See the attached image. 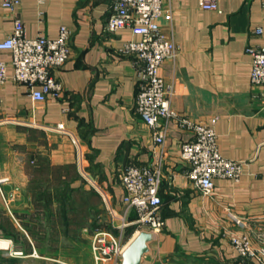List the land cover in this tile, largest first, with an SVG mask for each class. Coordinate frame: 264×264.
<instances>
[{
    "label": "crops",
    "instance_id": "1",
    "mask_svg": "<svg viewBox=\"0 0 264 264\" xmlns=\"http://www.w3.org/2000/svg\"><path fill=\"white\" fill-rule=\"evenodd\" d=\"M113 1L21 0L17 15L28 37L55 38L62 25L73 35L70 59L53 71L64 86L59 99L36 102L12 79L0 86V179H8L0 195V236L13 235L15 247L27 249L30 258L49 259L38 249L55 246L50 217L57 209L43 205L35 186H79L81 154L122 218L123 169L161 161L166 225L152 234L141 264H259L238 254L231 237L264 243V89L251 83L247 53L250 45L264 47V0H217L218 10L202 9L199 0H163L171 19H160L162 32L179 47L176 60L160 70L174 91L173 107L196 121L217 118L220 153L246 163L239 182L217 178L210 196L187 177L181 145L191 134L171 122L162 149L136 110L138 61L123 48L140 36L130 28L108 30ZM2 3L0 41L12 35L15 20ZM1 57L10 61L8 51ZM60 124L71 134L54 129ZM100 197L93 194L92 223L112 229ZM58 230L62 234L63 227ZM137 235L133 229L130 243Z\"/></svg>",
    "mask_w": 264,
    "mask_h": 264
},
{
    "label": "built area",
    "instance_id": "2",
    "mask_svg": "<svg viewBox=\"0 0 264 264\" xmlns=\"http://www.w3.org/2000/svg\"><path fill=\"white\" fill-rule=\"evenodd\" d=\"M199 4L204 10L219 9L217 0H199ZM2 5L15 14V20L12 35L0 41V86L12 79L26 85L36 102L59 99L64 86L53 71L71 57L72 30L62 25L55 38L45 35L28 37L25 24L17 15L21 0H3ZM163 16L171 19V14L164 11L163 0H114L107 28L112 32L130 28L140 36L139 40L125 43L123 48L138 61L140 84L136 110L151 128L155 143L162 149L166 145L171 122L191 134V138L181 145V156L190 165L187 177L200 188L203 195L210 196L215 193L217 178L239 182L246 163L226 158L220 153L215 128L217 118L210 123L196 121L173 107L174 91L167 88L160 70L165 61L176 60L179 47L174 39L162 32L160 19ZM256 32L263 33V29L258 28ZM5 51L10 53V61L1 57ZM247 53L252 60L251 83L264 89V47L250 45ZM67 110L64 108V111ZM54 129L71 134L62 124ZM77 167L89 187L104 198L112 223V229L98 230L92 236V251L97 263L122 260L131 241L126 236L128 228L133 227L134 234L143 231L153 234L163 230L166 222L162 215L163 199L160 193L163 182L161 161L143 166L130 164L123 169L122 204L125 213L122 218L113 208L108 193L90 175L81 154L77 156ZM7 180L0 179L1 196H4L2 184ZM130 211L135 213L132 218L128 217ZM231 242L238 254L264 264V243L256 247L244 234L232 235ZM0 250H9L16 256L23 254L16 250L12 239L2 236Z\"/></svg>",
    "mask_w": 264,
    "mask_h": 264
},
{
    "label": "rangeland",
    "instance_id": "3",
    "mask_svg": "<svg viewBox=\"0 0 264 264\" xmlns=\"http://www.w3.org/2000/svg\"><path fill=\"white\" fill-rule=\"evenodd\" d=\"M77 163V161H76ZM78 168V167H77ZM78 179L81 187L83 188L81 191L75 194V197L79 195H83L82 200L75 202V204H72L71 207L77 206L80 207V202H82L85 206H90L95 203L93 194L94 192L91 190L92 187H89V185L86 183V181L81 177L79 170H78ZM94 190V189H93ZM98 193V192H97ZM99 194V193H98ZM102 198V202L104 205V208L107 209L106 203L104 201V198L102 195L99 194ZM70 207V208H71ZM86 208V207H85ZM87 211L89 208L85 209ZM85 218V224L86 231L82 230L79 226H74L75 228L72 229V226L70 228V240H67L66 236L63 234V240H60L59 236V242L55 243V247L49 248V249H38V253L41 251L43 252L40 254L41 256L46 255L49 257V259L44 258H35L28 256L29 252L27 249H18L23 252L21 256L14 255V252H11L9 250H0V264H122V260L116 262V261H108V262H99L97 263L93 251H92V236H93V228L95 227L92 223L94 220L92 218V215L89 214V217ZM83 217H78L81 222L84 219ZM83 222V223H84ZM62 227L59 226L58 229H61ZM65 228V227H63ZM110 230V229H109ZM3 237V236H2ZM5 238V236H4ZM9 238V237H6ZM11 239V238H10ZM58 245V246H56Z\"/></svg>",
    "mask_w": 264,
    "mask_h": 264
},
{
    "label": "trees",
    "instance_id": "4",
    "mask_svg": "<svg viewBox=\"0 0 264 264\" xmlns=\"http://www.w3.org/2000/svg\"><path fill=\"white\" fill-rule=\"evenodd\" d=\"M83 188L81 185L74 187L72 184L70 185H61L60 183L54 184V183H49L46 186L40 185L35 186V192L36 194L42 199V203L44 206H47L50 209H57V215H53L50 217V220L53 221V241L54 244L59 242V236L60 235H65L68 240H70V228L72 225L79 226L81 229L84 227L85 224V218L84 214L86 217H89L90 210L86 212V208H89L88 206H83L84 204L80 202V207L78 208L77 206L71 207L72 204H75V202L82 200L83 195L79 197H75V194L81 191ZM94 193L96 192L95 190L91 189ZM97 193V192H96ZM98 194V193H97ZM71 207V208H70ZM83 217L84 219L82 222L77 219V218ZM85 221V222H84ZM84 222V223H83ZM94 225V224H93ZM65 227L61 232L57 229L58 227ZM7 229H10V226H6ZM75 228L72 226V229ZM110 228H104L102 226H95L93 228V233L94 234L98 230H109ZM133 227L129 228L128 231L126 232V236L128 238V235H130L133 231ZM57 231V232H56ZM9 238L14 239L13 235H7ZM58 246V245H57ZM55 247V246H54Z\"/></svg>",
    "mask_w": 264,
    "mask_h": 264
},
{
    "label": "water",
    "instance_id": "5",
    "mask_svg": "<svg viewBox=\"0 0 264 264\" xmlns=\"http://www.w3.org/2000/svg\"><path fill=\"white\" fill-rule=\"evenodd\" d=\"M152 234L143 231L129 244L123 253L122 264H141L142 258L149 252Z\"/></svg>",
    "mask_w": 264,
    "mask_h": 264
}]
</instances>
